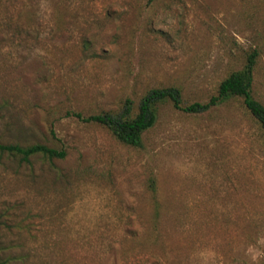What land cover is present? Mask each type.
Returning a JSON list of instances; mask_svg holds the SVG:
<instances>
[{"label": "rangeland", "instance_id": "374dc122", "mask_svg": "<svg viewBox=\"0 0 264 264\" xmlns=\"http://www.w3.org/2000/svg\"><path fill=\"white\" fill-rule=\"evenodd\" d=\"M257 50L264 0H0L2 264H264V127L241 97L166 102L143 146L85 119L154 88L206 103Z\"/></svg>", "mask_w": 264, "mask_h": 264}, {"label": "trees", "instance_id": "16d2710c", "mask_svg": "<svg viewBox=\"0 0 264 264\" xmlns=\"http://www.w3.org/2000/svg\"><path fill=\"white\" fill-rule=\"evenodd\" d=\"M257 57L258 51L255 50L249 55L245 67L223 80L219 86L218 94L206 103L195 102L184 105L182 90L177 86L154 88L144 96L136 114L133 113L132 101L127 100L126 107L121 112H103L91 115L85 120L107 126L122 143L142 147L144 133L157 123L161 104L172 102L177 109L190 113H201L230 98L241 97L246 108L264 127V104L257 100L253 94L254 69ZM0 152L19 156L24 162H30L32 157L37 155L50 159H63L67 156L66 150L43 143L24 146L19 143L0 142ZM0 264L2 263L0 262Z\"/></svg>", "mask_w": 264, "mask_h": 264}]
</instances>
